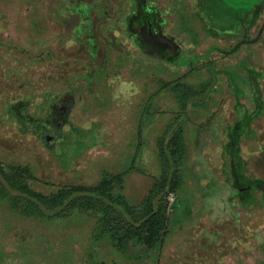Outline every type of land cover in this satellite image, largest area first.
<instances>
[{
	"label": "rangeland",
	"instance_id": "1",
	"mask_svg": "<svg viewBox=\"0 0 264 264\" xmlns=\"http://www.w3.org/2000/svg\"><path fill=\"white\" fill-rule=\"evenodd\" d=\"M78 1L0 0V264H264V207L233 198L224 147L258 103L240 153L246 176L264 179V30L221 52L256 36L264 0L231 35L208 30L191 0H162L166 30L194 59L181 66L134 45L126 0L90 6L88 27L73 13ZM114 81L138 91L117 100ZM68 90L74 105L52 130L61 137L45 143L38 127L58 118L57 97ZM180 128L185 153L165 180L178 161H162L154 145ZM169 183L176 189L166 194ZM150 211L163 223L156 247L120 246Z\"/></svg>",
	"mask_w": 264,
	"mask_h": 264
},
{
	"label": "trees",
	"instance_id": "2",
	"mask_svg": "<svg viewBox=\"0 0 264 264\" xmlns=\"http://www.w3.org/2000/svg\"><path fill=\"white\" fill-rule=\"evenodd\" d=\"M263 0H192V4L196 7L198 14L204 20V23L208 30L216 34L231 35L240 30L244 26L251 25V23L258 16L259 6ZM230 4H240L242 7H233ZM264 30V22L259 27L258 32L254 38L245 37L239 40L230 50L221 51L223 54L228 55L233 53L243 44H251L256 42L261 33ZM130 32V31H129ZM130 36V34H129ZM253 78L252 75H250ZM67 92V93H66ZM64 94H60L57 97L58 101L64 95L73 98L72 90L66 91ZM234 96L239 102V98L244 96V92L238 87H235ZM255 96L258 99L260 96L259 91H255ZM257 103L254 113H248L245 111L239 121H236L229 132L227 143L225 144V151L230 160V171L227 175V181L232 182L233 198L237 200L239 206H243L248 210L264 207V179L248 178L245 174V165L240 153V142L243 138V134L246 131H251V124L257 119L262 109ZM57 108V107H56ZM182 129H178L177 133L173 135L166 143L163 140L158 139L155 143L158 158L163 160L178 161L183 159L185 153V144L183 136H181ZM180 138V140H179ZM181 162L178 161L175 170L166 173L165 180H171L172 175L176 174V171L180 167ZM224 175L226 174L223 172ZM164 177V176H163ZM228 181V182H229ZM163 188V187H162ZM176 187L171 183L166 186L165 193L170 194L175 191ZM33 198L38 202L45 204L46 197L37 193H30ZM153 194V192H150ZM61 198L56 195L55 200ZM162 220L159 213H153L150 211L148 217L142 221V224L138 227H134V231L128 233L126 237L119 240L120 246L126 244L127 241L136 240L144 245L146 248H155L160 241V233L162 230ZM101 234V233H99ZM99 237V235H97Z\"/></svg>",
	"mask_w": 264,
	"mask_h": 264
},
{
	"label": "flooded vegetation",
	"instance_id": "3",
	"mask_svg": "<svg viewBox=\"0 0 264 264\" xmlns=\"http://www.w3.org/2000/svg\"><path fill=\"white\" fill-rule=\"evenodd\" d=\"M90 6H98L96 8H101V3L99 0H93L91 3H85L84 0H82L73 7L75 11L73 13L76 14L82 22H85L84 17L80 16L79 13L82 12V14L89 16L91 19L92 16L87 13L94 9L90 8ZM126 7L127 13L124 15L123 27L128 37L144 55H149L155 60L172 62L177 66L185 64L192 65L194 63V59L188 58L181 50L178 39L166 30L171 22L167 18L169 14L168 7L162 0H126ZM86 10H88V12H86ZM173 28L175 27L173 26ZM85 36L86 38L89 37V31ZM161 53L165 55V58L160 56ZM59 100V106L55 110V117L58 118L55 120L46 119L45 126L38 127L42 130L40 133L45 143L47 141L53 143L55 139L61 137L56 131L52 132V130H56L60 128V126L65 125L64 120L67 118L74 104V99H70L67 95H64ZM53 124L56 125V128L50 129L49 126ZM72 130L77 132L76 134L79 138L83 136L82 134L84 131H81L77 127H74Z\"/></svg>",
	"mask_w": 264,
	"mask_h": 264
},
{
	"label": "clouds",
	"instance_id": "4",
	"mask_svg": "<svg viewBox=\"0 0 264 264\" xmlns=\"http://www.w3.org/2000/svg\"><path fill=\"white\" fill-rule=\"evenodd\" d=\"M233 7H242L240 4H230ZM114 97L117 100L120 99H129L132 95H134L138 89L135 84L131 81H114Z\"/></svg>",
	"mask_w": 264,
	"mask_h": 264
},
{
	"label": "crops",
	"instance_id": "5",
	"mask_svg": "<svg viewBox=\"0 0 264 264\" xmlns=\"http://www.w3.org/2000/svg\"><path fill=\"white\" fill-rule=\"evenodd\" d=\"M81 1H82V0H81ZM81 1H78V2H81ZM78 2H77V3H78ZM74 6H76V4H75ZM93 9L95 10V8H93ZM101 9H105V8H101ZM91 10H92V9H91ZM94 10H92L91 12H89V13H87V14H90V15L92 16V12H93ZM86 12H88V10H86ZM79 14H80V16H83V17H84L85 22H84V21H83V22L85 23V25H86L87 27H88V25H91V24H92L91 19L89 18V16H87V15L85 16L84 14H82V12H80ZM88 21H89V22H88ZM83 22H82V23H83ZM84 23H83V24H84ZM81 25H82V24H80V26H81ZM80 26H79V27H80ZM79 27H78V29H79ZM85 29L87 30V28H85ZM85 29H81L82 34H84ZM79 37H80V36H79ZM84 38H85V37H84ZM85 40H87V42H89V41H91L92 39L89 40V37H88V38H85ZM89 44H90V43H89ZM94 44H95V43H94ZM90 46H91V45H90ZM79 89H81V87H80ZM79 94H81V93H79ZM73 105H74V104H73ZM71 107H72V106H71Z\"/></svg>",
	"mask_w": 264,
	"mask_h": 264
},
{
	"label": "water",
	"instance_id": "6",
	"mask_svg": "<svg viewBox=\"0 0 264 264\" xmlns=\"http://www.w3.org/2000/svg\"><path fill=\"white\" fill-rule=\"evenodd\" d=\"M160 56H161L162 58H165V55H164V54H162V53L160 54Z\"/></svg>",
	"mask_w": 264,
	"mask_h": 264
}]
</instances>
